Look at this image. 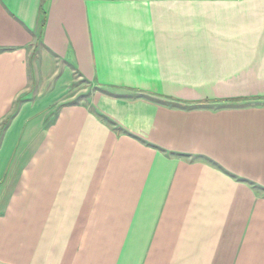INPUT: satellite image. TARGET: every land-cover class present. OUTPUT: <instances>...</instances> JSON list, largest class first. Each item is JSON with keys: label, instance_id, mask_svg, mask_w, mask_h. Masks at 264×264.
Here are the masks:
<instances>
[{"label": "crops", "instance_id": "crops-1", "mask_svg": "<svg viewBox=\"0 0 264 264\" xmlns=\"http://www.w3.org/2000/svg\"><path fill=\"white\" fill-rule=\"evenodd\" d=\"M0 264H264V0H0Z\"/></svg>", "mask_w": 264, "mask_h": 264}, {"label": "rangeland", "instance_id": "rangeland-1", "mask_svg": "<svg viewBox=\"0 0 264 264\" xmlns=\"http://www.w3.org/2000/svg\"><path fill=\"white\" fill-rule=\"evenodd\" d=\"M96 88L75 78L68 86L65 98L61 104H89V98Z\"/></svg>", "mask_w": 264, "mask_h": 264}]
</instances>
